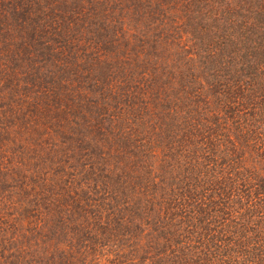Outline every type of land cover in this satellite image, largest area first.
I'll list each match as a JSON object with an SVG mask.
<instances>
[{"label": "trees", "instance_id": "16d2710c", "mask_svg": "<svg viewBox=\"0 0 264 264\" xmlns=\"http://www.w3.org/2000/svg\"><path fill=\"white\" fill-rule=\"evenodd\" d=\"M0 264H264V0H0Z\"/></svg>", "mask_w": 264, "mask_h": 264}, {"label": "rangeland", "instance_id": "374dc122", "mask_svg": "<svg viewBox=\"0 0 264 264\" xmlns=\"http://www.w3.org/2000/svg\"><path fill=\"white\" fill-rule=\"evenodd\" d=\"M112 10H113L112 13H118L119 12L115 8H112ZM147 34H148L150 40H154V39L159 40V41L166 40L165 42L173 41L174 44L171 46H168L167 50H165L164 55L165 54L170 55V57H171L175 54L176 56H174V57H177V58H179L185 54V52H184L185 49H183L182 44H184V46L185 45L188 46V48L193 49L194 44H197L199 41L198 37H196V35H194L195 33L191 32L190 34H186L184 37H180V36H178V33L175 32L172 28H170V30L167 31V33H166V34H168V38L165 34V31H161L160 27H157L156 29H153V30L151 28H147ZM164 37H166V38L164 39ZM106 83H108V85H109V80L108 81L105 80L104 84H106ZM105 95H106V93H105ZM72 128H75V127H72ZM78 130H81V128H79ZM66 135L67 134H65V135L61 134L60 140L58 142L61 144L64 142V146L61 145L62 149L61 150L59 149L57 152L49 150V155L52 156L53 158L57 159V167H55V169L58 170V173L64 171V169L68 170L69 172H72V173L77 172L76 174L78 176V181H79V178L81 176V173L79 171H82V173H86L87 169H88V161H87L86 157L83 158V156H85V152H87V149L84 146H80L79 148H77L74 151L72 149V147H68V145H66V142L70 141L71 139L77 138V136H74L70 139ZM77 145H79V144H77ZM18 150H19V148H16L15 152L12 153V159H13L14 163L16 162L15 156H16V152H18ZM44 150H46V147H44ZM72 155H74L73 159H71V161L68 160L67 157H71ZM77 158L79 159V162L77 161ZM60 161H63L64 168H62L61 165L58 164V162H60ZM84 177H85V174H83L82 178H84ZM20 180L21 179H18L19 182H20ZM18 181H16V183H18ZM68 204H70V203L68 202ZM65 208H66V204L63 201L61 210L63 211ZM74 215H76V211H74L71 208H67L65 213L63 214V216H64L63 219H66V222L70 223L71 220L73 219ZM27 261H28V259H27Z\"/></svg>", "mask_w": 264, "mask_h": 264}]
</instances>
